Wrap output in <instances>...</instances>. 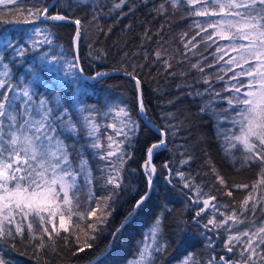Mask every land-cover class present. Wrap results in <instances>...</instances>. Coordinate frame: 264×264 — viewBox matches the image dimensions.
<instances>
[{
  "label": "trees",
  "instance_id": "obj_1",
  "mask_svg": "<svg viewBox=\"0 0 264 264\" xmlns=\"http://www.w3.org/2000/svg\"><path fill=\"white\" fill-rule=\"evenodd\" d=\"M119 3L16 0L0 4V33L14 37V46L25 50L20 56L13 48H0V80L5 81L0 92L12 87L20 95L29 88L33 100L28 107L36 120L41 119L37 114L40 100L47 101L55 131L45 144L51 152H57V142L66 148L68 163L63 167H70L76 185L68 190V205L63 203L59 184L55 185L59 196L53 200L61 207L52 219L55 227L30 215L28 221L18 219L24 229L21 234L7 220L5 232L11 229L12 235L0 238V260L5 264H137L147 244L153 251L150 261L142 264H183L189 255L190 264L240 261L223 252L222 233L212 247L215 237L210 243L214 235L204 230L207 211L199 218L195 213L204 207L203 200L214 196L210 204L223 216L236 212L245 221L242 231L264 225V184L260 183L264 165L247 161L249 154L239 143L232 147L240 127L235 121L244 107L238 100L253 79L248 71L259 62L241 58L239 45L247 40L221 39L218 29L209 26L232 17L195 14L204 0L195 4L124 0L121 7H115ZM44 9L47 16L62 15L68 21L46 19ZM209 11L219 9L209 7ZM220 30L235 33V29ZM44 55L60 61L59 68L52 66L55 72L41 70L39 58ZM65 61L78 63L83 74L67 68ZM65 68L77 71L76 83L64 77ZM97 72L108 75L91 79ZM138 98L143 101L144 118L163 136L140 117ZM25 99L20 95L17 111H23ZM65 110L67 114L57 119ZM162 138L165 145L152 158L156 175L149 188L144 168L147 149ZM82 161H86L83 171ZM109 177H116L120 187L109 184ZM65 179L71 182L72 176ZM146 194L148 198L135 208ZM250 194L253 200L248 207L256 203L255 211L241 215L242 202ZM92 210L95 215H89ZM61 215L67 231L60 228ZM157 219L161 231L153 242L150 234ZM44 227L52 233L51 239L42 232ZM41 236L43 249L38 247ZM158 245L163 246L160 252L154 251ZM81 247L84 250L78 252Z\"/></svg>",
  "mask_w": 264,
  "mask_h": 264
},
{
  "label": "snow or ice",
  "instance_id": "obj_2",
  "mask_svg": "<svg viewBox=\"0 0 264 264\" xmlns=\"http://www.w3.org/2000/svg\"><path fill=\"white\" fill-rule=\"evenodd\" d=\"M16 0H0V4H14ZM178 0H173V3H177ZM199 0H188L189 4H195ZM124 3L116 4L115 7L119 8ZM163 7V6H161ZM209 7L218 8L219 11H209ZM47 9H44V15L46 19L52 21H64L67 17L62 15L47 16ZM196 15L208 16V15H221L232 17L233 19H224L210 24L209 26L218 29L217 35L221 39H240L247 40V44L239 45L241 51V58H247L258 61L254 66V70L250 69L247 73L248 76L253 79L249 82V90L244 93L243 98L238 100V103L244 107L238 112L240 116L239 123V135H234L232 140V147H236V143L243 146L244 150L249 154L246 160L249 162L259 161L261 165H264V0H204V4L201 9L195 12ZM75 23L79 25L80 21L76 20ZM227 28L229 32L235 29V33L225 34L220 29ZM36 31H39L38 29ZM80 36L79 29H77L75 39L78 40ZM14 37L5 33H0V48H13L17 55L23 56L24 49L19 46H14ZM47 43L52 41L45 37ZM35 47V42H33ZM234 50H236L234 48ZM159 56V53H157ZM2 59V58H0ZM41 70L48 68L49 71L55 72L56 68L60 67V61L57 58L49 60L46 55L41 56ZM78 59V57H77ZM232 61L230 60L229 63ZM67 68L78 70L80 75L83 74V68H80L78 63H69L65 61ZM53 65L56 68L52 67ZM6 67V66H5ZM67 68L64 69V77L67 78L71 83H76L79 79L77 71L69 72ZM6 74V73H5ZM108 75V73L97 72L91 79L101 78ZM128 75H132L128 73ZM135 80V77H132ZM136 84L139 86L140 81L136 80ZM5 88V81L0 80V89ZM240 91L239 88L236 89ZM12 92L13 95L9 96L8 93ZM20 95L26 99L22 102L24 104L23 111H17L16 101L20 99ZM20 95L15 93V89L9 87L3 92H0V215L4 214V210H7V215L4 217L8 219L13 216L16 210L22 215V218H27L32 215L38 218L43 223L45 217L42 215L43 212L49 211L47 205L50 199H55L59 196L53 185L59 184L60 190L63 192V203L68 205L70 203L68 198V190L76 187L75 185V174L70 172V167L65 168L63 164L68 163L66 148L57 142V152H51L49 146L45 144V141H51L52 137L49 133L54 132L55 129L50 123V116L52 109L47 106V101L41 99L37 108V114L41 115V119L36 120L33 118L32 112L28 105L33 100V93L29 88L25 87ZM140 112L145 111L142 99L138 98ZM231 103V101H229ZM125 116L128 112L121 108ZM67 114L66 110L57 119H61L62 115ZM7 121V123H5ZM72 131H75V127H72ZM161 136L164 135L162 130H157ZM91 135V133H89ZM165 145V140L162 138L158 143H154L147 149V160L144 164L145 171L147 173V180L149 188H151L152 177L155 174V167L151 165V159L154 150H159ZM94 147L96 145H93ZM112 153H109L111 155ZM51 157V159H50ZM55 160V163L52 160ZM187 163V161H184ZM86 161L81 162V170L85 169ZM167 168V165H165ZM49 169L52 170V176L49 179L47 173ZM59 169V173L56 172ZM212 171L215 173V168ZM72 176L71 182L66 181V176ZM183 178V173H178ZM217 180L220 184H224L223 177L217 175ZM107 182L109 184H115L116 188L120 187L119 180L116 177H109ZM260 183L264 184V179L260 180ZM185 187L189 185L185 183ZM245 187H247L245 185ZM200 189H197V195L199 196ZM227 195L231 196L232 192H227ZM147 194L141 197L137 201L135 208H139L144 201L147 199ZM107 199H111L108 197ZM210 200H215L212 196L209 199L203 200V205L200 211L196 212L197 217L200 216L201 212H204L210 204ZM253 200V196L250 194L242 202V212H253L256 208V203L248 207L249 201ZM197 202H200L199 199ZM107 206V205H106ZM212 208H216L215 204L211 205ZM51 214V213H50ZM96 210L89 212V215H95ZM110 214V213H109ZM232 221L233 224H244L245 221L240 219L236 212H233L226 219L223 220L222 224L217 223L215 219H209L207 224L204 225L208 228V225H214L215 227H221L222 225L228 224ZM11 223V220H9ZM55 227V225H53ZM123 227V225H121ZM28 228L32 229V223L28 224ZM60 228L67 231L65 227L64 216L60 217ZM227 230V229H226ZM24 229L20 225L16 226L17 233H23ZM161 231V220L157 219L153 229L151 230V238L153 242L156 240V235ZM42 232L47 234L48 238L51 239L52 233L48 232L47 227L42 228ZM119 232V229H117ZM5 235L11 236L12 230L8 229L5 232L3 223L0 222V238ZM115 237V234H114ZM241 237H248L247 240H243V251L241 257L243 264H257L254 259L258 255L257 248L264 245V226H260L255 229H249L247 231H240L238 235L230 236L227 241V245H232L233 241L241 242ZM35 238V237H33ZM66 239V238H65ZM77 239H79L77 237ZM41 243L38 245L40 249H43L46 245L44 243V237H40ZM86 247L91 248V244H87ZM161 245H158L154 251H162ZM84 248H78L77 251H83ZM153 249H150L146 244L143 251L140 252V261L137 264H142L143 261L151 259ZM228 251H232V247H228ZM244 253H247L246 257ZM264 253V249H262ZM192 255H189L183 264H190L192 261ZM260 259L264 260V254H260ZM0 264H5L3 260H0Z\"/></svg>",
  "mask_w": 264,
  "mask_h": 264
},
{
  "label": "rangeland",
  "instance_id": "obj_3",
  "mask_svg": "<svg viewBox=\"0 0 264 264\" xmlns=\"http://www.w3.org/2000/svg\"><path fill=\"white\" fill-rule=\"evenodd\" d=\"M239 120H240V118L235 121V123L238 126H239V123H237V122ZM5 123H7V121H5ZM50 159H51V157H50ZM52 162L55 163V160L53 159ZM56 172L59 173V169H56ZM46 175L50 179L51 176H52V170L49 169V171H48V173ZM155 175H156V171H155ZM53 187H55V185H53ZM261 188L263 190V186ZM0 194H2V193H0ZM47 207H48L49 211H45V212L42 213V215L45 217L44 222L48 221L51 225H53L54 223L52 222V219L57 215V213L60 211L61 207L59 206V204L57 205L56 202L53 199H50V202L47 205ZM205 211H207V213L205 214L207 220L214 218L217 223L222 224L223 220L227 218V217L223 216V214H221L219 211H217L216 208L215 209L212 208L211 204H209V206L207 207V209ZM6 215H7V210L5 209L4 210V214L0 215V222L3 223V226L7 225V220L8 221L11 220V223H13L14 226H17L18 225V219L22 218V215L19 213V210H16L13 213V216L9 217L8 219L4 218ZM29 217L30 216H28L27 218H22V219H25L26 221H28ZM240 228H241V224H235L234 225L232 221H229L228 224L222 225L221 227H215L214 225H209L208 228L204 229L208 234H213L214 235L213 238L209 237L208 241L210 243H212V241H213V239L215 237V240H214V243L212 244V247H215V245L219 242L218 240H220V233H222L224 235V239H225V242H226L225 243V248L222 249L223 252H225L229 256H236V258H238L240 260V261L233 260L231 262H225L224 261L223 262L224 264H243L241 262V261H243L242 257H241V252L243 251V243H242V241L243 240H247L248 237H241V242L233 241L232 245H227L228 238L230 236L238 235L239 232L242 231ZM245 231H247V230H245ZM228 247H232V251L231 252L228 251ZM262 249H264V245H262L260 248H257L258 255L256 257H254V259L257 261V264H264V260L260 259V254H264V253H262ZM244 255L246 257L247 253H244ZM223 260H225L224 257H223Z\"/></svg>",
  "mask_w": 264,
  "mask_h": 264
},
{
  "label": "water",
  "instance_id": "obj_4",
  "mask_svg": "<svg viewBox=\"0 0 264 264\" xmlns=\"http://www.w3.org/2000/svg\"><path fill=\"white\" fill-rule=\"evenodd\" d=\"M53 4H54V3H53ZM53 4H52L51 6H53ZM51 6H50V8H51ZM64 21L66 22V21H68V20H64ZM79 37H80V36H79ZM78 42H79V39L76 40V45H75L76 55H77V56H78ZM84 79H85V80H91V79H89V78H87V77H84ZM138 88H139V91H140V85L138 86ZM139 114H140V117L144 120V122H145L149 127L158 130L157 127H155L154 125L150 124V123L144 118L143 113L140 112ZM155 153H156V152H155ZM151 165H152V159H151ZM152 166H153V165H152ZM154 177H155V174L153 175V179H154ZM153 179H152V181H153ZM149 193H150V192H149ZM148 195H149V194H148ZM148 195H147V197H148Z\"/></svg>",
  "mask_w": 264,
  "mask_h": 264
},
{
  "label": "bare ground",
  "instance_id": "obj_5",
  "mask_svg": "<svg viewBox=\"0 0 264 264\" xmlns=\"http://www.w3.org/2000/svg\"><path fill=\"white\" fill-rule=\"evenodd\" d=\"M156 151H157V150H154V152H153V156H154V154H155ZM153 156H152V158H153Z\"/></svg>",
  "mask_w": 264,
  "mask_h": 264
}]
</instances>
